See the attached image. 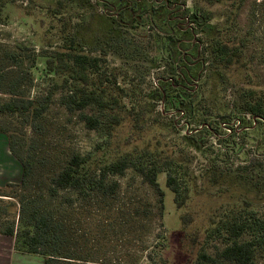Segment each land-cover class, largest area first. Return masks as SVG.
<instances>
[{
	"label": "rangeland",
	"instance_id": "obj_1",
	"mask_svg": "<svg viewBox=\"0 0 264 264\" xmlns=\"http://www.w3.org/2000/svg\"><path fill=\"white\" fill-rule=\"evenodd\" d=\"M3 1L0 45L22 52L27 57V67L35 64L34 53L45 47L51 49L48 43H61L57 32L64 18L70 19L72 28L80 25L72 32L84 43L86 53L102 56L105 60L100 65L102 71L119 70L118 83L127 87L134 83L140 99L151 102L150 92L160 79L172 73L174 62L169 58L170 41L165 32L159 36L148 22L138 25L130 19H126L127 25L119 27L111 20L117 12L97 0H62L66 4L62 17L50 13L48 1L57 0ZM262 1L245 0L234 24L221 33L223 40L239 38L245 42L240 46L245 67L215 80L216 73L208 66L211 61L208 48L203 45L200 58L206 63L195 85L196 112L184 115L165 101L155 104V112L164 114L163 117L152 115L154 120H159L154 132L170 154L180 160L182 170L173 173L184 194L187 192L189 196L185 206L178 209L175 203V195L166 182L168 171L159 179L165 192L162 202L157 190L133 168L113 177L119 183L115 197L74 196V206L67 207L65 200L71 194L64 192L53 203H61L62 210L65 209L63 215L72 238L69 250L95 260L93 264H195L199 253L214 254L226 243L225 237L208 231L213 219H243L251 223L264 216V123L252 120L251 115L240 112L235 105L236 98L245 90H264ZM193 5L194 1L188 0L187 6L192 9ZM213 8L221 13L214 22L226 19L225 5L217 4ZM205 42L209 40L204 39ZM33 72V83L26 88L32 97H42L50 92L53 81L35 68ZM62 94L61 89L53 94L40 133L32 132L26 123L13 120L17 131L32 138L39 159L45 157L50 169L62 165L73 153L92 150L100 138L99 131L86 127L79 112L70 113L60 103ZM0 97L8 98L1 94ZM125 102L132 105L127 99ZM95 111L89 107L85 112ZM205 123L211 124L217 134L204 129ZM186 134L203 146L199 149L191 145L189 142L193 140L187 139ZM17 167L13 177L19 183L23 171L19 160ZM251 236L247 230L240 240ZM161 242L163 249L159 246ZM255 261L262 262L261 251L257 252Z\"/></svg>",
	"mask_w": 264,
	"mask_h": 264
},
{
	"label": "trees",
	"instance_id": "obj_2",
	"mask_svg": "<svg viewBox=\"0 0 264 264\" xmlns=\"http://www.w3.org/2000/svg\"><path fill=\"white\" fill-rule=\"evenodd\" d=\"M97 1L117 12L118 15L111 20L119 27L127 25L126 19H130L131 23L138 25L148 22L159 36L165 32L170 41L169 58L174 67L171 75L160 79L150 92V102L140 99L134 83L128 87L118 83L119 70L102 71L100 65L105 60L102 56L85 52L84 43L79 42L77 33L72 32L80 25L72 28L70 19L61 18V29L57 32L61 43L54 45L50 42L51 49L45 47L34 53L35 64L30 67L25 66L27 57L22 52L10 51L0 45V94L8 96L7 99L0 97V132L8 136L10 150L23 167L19 183L0 186V234L14 237L17 251L39 255L44 264L95 263V260L69 250L72 238L63 215L65 209L62 210L61 203H53L64 192L71 194L65 200L67 207L74 206V196L115 197L119 183L113 177L133 168L157 190L162 202L165 192L159 179L168 171L166 182L175 195V203L178 209L185 206L189 196L187 192L184 194L173 173L182 170L180 160L170 154L154 132L159 120H154L152 115L163 117L162 111L155 112L154 109L158 101H165L179 114L196 112L193 97L198 91L194 82L199 79V71L206 60L200 58L202 52L199 55L198 44L192 46V38L201 34L198 40L208 48L211 57L208 66L216 73L215 80L245 67L240 50L245 42L239 38L221 39L223 29L234 24L245 0H192L193 8L185 12L180 9L187 0ZM48 3L51 4V14L61 17L65 14L66 4L62 0ZM0 4L4 5V1L0 0ZM217 4L225 5L227 13L221 22L213 21L217 15L221 16L213 8ZM260 6L264 8V0ZM185 14H189L194 23L193 29L184 30L181 20ZM204 39L209 42L204 43ZM197 56L200 61L195 59ZM37 64L41 66L37 67ZM34 68L53 81L50 92L42 97H32L26 88L33 83ZM60 89L63 90L60 103L70 113L79 112L86 127L99 131L100 138L92 150L73 153L62 165L50 169L45 157L39 159L32 138L28 139L26 133L17 131L13 120L26 123L32 132L40 133L43 115L53 94ZM245 91L236 98L235 108L251 115L252 120L264 123V90ZM89 107L95 108V113H86ZM203 127L217 134L211 124L205 123ZM184 136L192 138L188 134ZM192 140L191 145L199 149L203 146L200 141ZM211 225L208 231L225 237L226 243L214 254L199 253L195 264H258L255 261L258 251L262 252L260 264H264V216L251 223L243 219H213ZM247 230L251 231V238L240 240ZM162 245L164 242L159 244L160 249H163Z\"/></svg>",
	"mask_w": 264,
	"mask_h": 264
},
{
	"label": "crops",
	"instance_id": "obj_3",
	"mask_svg": "<svg viewBox=\"0 0 264 264\" xmlns=\"http://www.w3.org/2000/svg\"><path fill=\"white\" fill-rule=\"evenodd\" d=\"M18 159L12 154L9 139L0 132V186L7 183H18L14 172L18 170ZM4 171V176H2ZM22 178V177H21ZM0 264H44L39 255L21 253L16 250L15 238L0 234Z\"/></svg>",
	"mask_w": 264,
	"mask_h": 264
},
{
	"label": "flooded vegetation",
	"instance_id": "obj_4",
	"mask_svg": "<svg viewBox=\"0 0 264 264\" xmlns=\"http://www.w3.org/2000/svg\"><path fill=\"white\" fill-rule=\"evenodd\" d=\"M141 1V0H140ZM152 1V0H151ZM157 1H160L161 2V0H157ZM187 2H188V0L186 1V3L184 4V6H182L181 7V9H180V11H182V12H185V10L186 9H191L189 6H187ZM191 11V10H190ZM189 14H190V12H188ZM189 14H185L183 17H182V20L181 21H183L181 24H183L184 26V30H187V29H193V27H194V23H192L191 22V20H190V16H189ZM118 15V14H117ZM201 37V34H197L196 35V38H192V46H194L195 44H198L197 46H198V52H199V55H200V52L202 51V49H203V46H202V43L198 40V38H200ZM200 56H197L195 59L197 60V61H200V58H199ZM204 66H205V62L203 63V65H202V69H200V71H199V79H196V81L194 82V84L196 85L197 83H198V81L200 80V78H201V76H202V70H204Z\"/></svg>",
	"mask_w": 264,
	"mask_h": 264
}]
</instances>
